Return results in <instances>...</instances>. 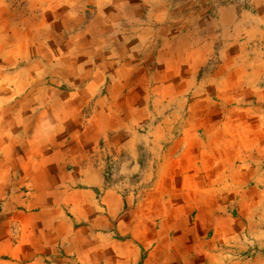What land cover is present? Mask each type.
Listing matches in <instances>:
<instances>
[{"label": "rangeland", "instance_id": "374dc122", "mask_svg": "<svg viewBox=\"0 0 264 264\" xmlns=\"http://www.w3.org/2000/svg\"><path fill=\"white\" fill-rule=\"evenodd\" d=\"M113 1L0 0V147L22 137L12 183L25 196L30 149L48 142L64 151L69 161L63 181L75 189L83 187L71 184L82 176V167H98L102 183L85 186L84 195L98 199L113 192L124 208L142 200L137 211L160 231L158 251L147 264L258 259L264 202L239 203L242 188L227 183L247 178L239 173L247 162L256 167L252 179L264 181V27L244 32L250 42L237 45L239 60L227 61L244 68L231 73L234 69L220 61L219 47L212 51L207 44L200 59L182 52L186 38L166 44L175 30L165 28L163 38L137 50L140 37L134 33L147 13L128 14ZM238 3L244 9L264 0ZM173 4L178 25L197 16L196 6L183 0ZM261 21L264 25V17ZM201 24L198 19L196 40L202 31L215 36L214 25L204 30ZM85 127V136L66 146L54 139L55 133ZM1 211L0 205V224L10 213ZM15 229L13 221L2 229L0 259L6 258L4 247L15 240Z\"/></svg>", "mask_w": 264, "mask_h": 264}, {"label": "crops", "instance_id": "0c3cea01", "mask_svg": "<svg viewBox=\"0 0 264 264\" xmlns=\"http://www.w3.org/2000/svg\"><path fill=\"white\" fill-rule=\"evenodd\" d=\"M183 1L196 6L197 16L189 23L178 25L173 16L179 9L174 4H169L165 12L167 17L165 23L168 25L166 29L175 31L166 40V44H178L183 42L180 41L181 38H186L188 46L183 47L182 52L187 56L192 53L200 59L205 56V51H209L205 48L207 44H210L212 51L216 49L215 47H219L220 61L226 69L231 67L227 65V61L240 59V54L236 51L237 45L242 46L250 42L246 38L250 35L246 36L244 32L248 34L252 29L264 27L261 21L264 17V4L258 3L243 9L238 3L240 0H227L224 3H220L219 0ZM113 4L131 15L137 13L140 16L150 10L149 6H140L141 0H114ZM129 4L139 7L133 11L129 8ZM244 14L250 15L251 19L244 20ZM198 19L202 21L201 28L204 30L214 25L215 36L208 35V31H202L203 37L196 40L194 34L195 28H198ZM246 29L248 31H245ZM184 33L186 37H182ZM256 36L258 35H254L253 38ZM238 48L242 51L243 47ZM171 49L173 47H169V52ZM231 68L234 69L231 73H237V69H243L244 66L235 65ZM35 129L36 126L30 134L32 140L36 138ZM86 129L87 127L75 133L69 129L59 135L55 133L54 139L58 140V144L63 143L66 146V141L84 137ZM15 139L17 143L9 142L0 147L1 214L10 211L9 214H5V222L1 220L0 240L3 241L6 236L2 233V229L6 232L12 221L16 225V238L4 247L6 258L0 259V264H147L154 257L160 243V231L152 228L154 226L151 225V220L146 218V213L137 211L139 204H143L142 200L138 206L124 208L122 199L113 192L108 191V195H102L98 199L87 192L84 195V191L87 190L84 189L85 186L101 185L98 167L93 164H87L86 168L82 167L84 171L82 176L71 184L75 186L80 184L83 187L78 186L75 189L68 182L63 181L65 180L63 171L69 161L64 151L56 150L48 142L43 143L44 145L37 150L30 149L32 153L30 188L25 192V196H20L19 186L12 183L11 172L20 158L17 144L22 137L12 138L11 141ZM193 141L189 143L193 144ZM56 151L58 152L54 153ZM208 153L205 155L202 151L200 154L208 157ZM245 165H248L246 170L239 173H246L248 178L247 171L250 169L248 172H253L251 181H245L247 178L244 180L238 178L236 182L227 183V186L242 188V192L238 195L239 203L264 202V181L252 179L256 167L249 162ZM260 169L264 172L263 168ZM57 182L60 185L55 187ZM18 205L23 207L17 209ZM220 218H222L221 223L225 218ZM235 219L239 220V223L244 221L239 217ZM140 227H143L145 232L138 236L136 230ZM221 230L225 229L221 228ZM262 243L264 244V241ZM2 245L1 243L0 246L3 247ZM257 253L258 259L245 262L264 264V247L260 250L258 247Z\"/></svg>", "mask_w": 264, "mask_h": 264}, {"label": "clouds", "instance_id": "9594fccd", "mask_svg": "<svg viewBox=\"0 0 264 264\" xmlns=\"http://www.w3.org/2000/svg\"><path fill=\"white\" fill-rule=\"evenodd\" d=\"M171 0H141L140 6H149L150 10L145 16L140 17L141 27L134 33L140 37V45L137 50L147 49L165 35V28L168 26L165 21L167 19L165 12ZM129 4V8L135 11V8Z\"/></svg>", "mask_w": 264, "mask_h": 264}]
</instances>
